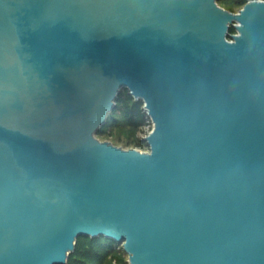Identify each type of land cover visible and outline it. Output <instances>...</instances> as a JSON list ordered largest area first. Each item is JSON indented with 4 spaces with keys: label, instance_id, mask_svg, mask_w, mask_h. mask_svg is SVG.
I'll return each instance as SVG.
<instances>
[{
    "label": "water",
    "instance_id": "water-1",
    "mask_svg": "<svg viewBox=\"0 0 264 264\" xmlns=\"http://www.w3.org/2000/svg\"><path fill=\"white\" fill-rule=\"evenodd\" d=\"M124 88L149 151L96 137ZM79 236L264 264V0H0V264H66Z\"/></svg>",
    "mask_w": 264,
    "mask_h": 264
},
{
    "label": "trees",
    "instance_id": "trees-1",
    "mask_svg": "<svg viewBox=\"0 0 264 264\" xmlns=\"http://www.w3.org/2000/svg\"><path fill=\"white\" fill-rule=\"evenodd\" d=\"M227 1L242 6L246 2V0ZM229 32L235 33L233 25L230 26ZM146 115L143 100L135 99L129 90L124 88L119 92L114 109L109 113L106 124L96 132V135L111 134L113 130L121 128L140 129ZM134 142L136 148L142 150L149 148L145 138H136ZM66 264H129V262L122 244L114 239L104 236H79Z\"/></svg>",
    "mask_w": 264,
    "mask_h": 264
},
{
    "label": "rangeland",
    "instance_id": "rangeland-1",
    "mask_svg": "<svg viewBox=\"0 0 264 264\" xmlns=\"http://www.w3.org/2000/svg\"><path fill=\"white\" fill-rule=\"evenodd\" d=\"M218 4L228 10L231 9V11L233 12L242 8V5H235L228 2L227 0H218ZM142 133H143L142 129L139 128L135 130L128 128H121V129L113 130L111 134H101V135H96V137L101 141L111 142L117 146L127 149V148H136L134 139L140 138Z\"/></svg>",
    "mask_w": 264,
    "mask_h": 264
},
{
    "label": "built area",
    "instance_id": "built-area-1",
    "mask_svg": "<svg viewBox=\"0 0 264 264\" xmlns=\"http://www.w3.org/2000/svg\"><path fill=\"white\" fill-rule=\"evenodd\" d=\"M146 113H147V111H146ZM153 126H154L153 120L150 117V115L147 113L145 121L140 127V129H142V131H143V133L141 134V138H145L146 139L147 135L152 131ZM141 151H149V148L145 149V150H141Z\"/></svg>",
    "mask_w": 264,
    "mask_h": 264
}]
</instances>
